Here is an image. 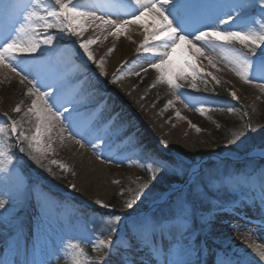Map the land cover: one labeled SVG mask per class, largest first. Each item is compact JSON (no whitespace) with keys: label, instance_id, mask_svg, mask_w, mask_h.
I'll use <instances>...</instances> for the list:
<instances>
[{"label":"rangeland","instance_id":"374dc122","mask_svg":"<svg viewBox=\"0 0 264 264\" xmlns=\"http://www.w3.org/2000/svg\"><path fill=\"white\" fill-rule=\"evenodd\" d=\"M188 2L197 5L223 3L224 0H188ZM195 11V8L190 9L191 13ZM50 34L57 36L53 47L47 49L43 56L37 53L34 60L27 62V67L25 65L20 67L39 82L41 90L45 85H54L63 88L66 97L74 99V105L70 107L74 106L76 111L72 112L71 119L76 129L83 134L84 140L90 142L85 143L84 147L110 172H120V176L110 182L102 180L105 185L109 183L118 186L119 191L108 203H105L110 206L109 209L89 205L76 195L61 196L55 192V189L48 191L43 187L46 179L41 174H39L41 179L37 177L38 180L31 183L29 170L19 155L25 156L33 170L37 171V166L40 169L42 167L50 169L52 173H61L64 184L57 186L60 190L65 189L67 185L68 192L71 191L75 174L70 173L67 166L65 171L52 163L55 160L64 164L55 151L54 154L49 153L42 158L40 165L34 163L36 164L34 167L33 161L24 153H19L15 144H11L12 152L15 154L14 166L22 172L25 190L18 201L13 204L6 203V211L0 210V264H62L66 260L63 251L66 242L69 240L76 242L90 236L98 237L101 233L107 235L109 226L106 222L114 216L120 217L121 222L111 225L115 230L112 239L115 241L124 230L123 238L117 239V242L127 243L129 232L126 226H130L138 216L125 220L122 212L142 207L151 208L167 194H174L172 200L167 201L163 206L168 207L167 216L170 217L177 211V205L181 201H185L189 208L191 202H194L195 221L189 225L192 235L187 246L179 236L176 237L179 244L170 236H166L163 244H160L157 237L161 252L152 255V264H169L172 260L188 258L193 264L197 262L214 264L216 256L223 255L224 252L230 256H248L253 264H264L252 247H249V245L260 246L263 250L260 241H264V212L261 211L260 199L264 185V166L254 172L252 168L235 171L232 167L225 166V162L212 165L213 162L210 160L201 171L205 174L196 177L185 190L181 191L187 180L191 178L194 166L174 157L162 156L157 145L150 143L152 131L135 109L125 101L122 92L115 89L116 83H111L113 76L108 75L112 67L105 65L120 54L122 66L115 76H121L126 83L133 82L135 89L143 91L141 95L144 100L143 105H150L156 110L158 118L166 122L169 132L175 134L179 127H195L206 136V140L211 143L218 156L234 161H244L246 158H250V161L264 159L262 158L264 148L254 145L251 153L243 154L240 148L228 146L223 132L228 124L241 127L250 124L251 128L254 124H259L264 132V90L256 83L246 84L241 81L218 58L214 61L216 68L211 67V69L220 83L217 84L215 81L214 84H210L206 80V85L202 82V78L205 79L203 76H198L193 81L192 70L184 63L177 64L171 59L173 70L183 75V79L176 80V83L183 85L177 92L167 84L157 82L159 74L149 67L155 58L151 53L141 50L137 40L128 38L126 34L119 38L110 36L107 32L101 35L100 30L94 27L88 28L80 40L55 30H50ZM105 36L107 39L104 38ZM95 37L99 39L91 46V50L94 55L105 52L101 59L104 61L107 75H100V70L95 64L86 60L78 47L81 40ZM233 47L243 50L239 44ZM110 49L112 51L109 53ZM188 51L186 45L177 49L180 57L184 59ZM198 58L207 62L203 57ZM145 68L148 70L144 71ZM22 79L23 72L21 75L13 73L12 79L4 81L0 87L3 104H9L14 108L18 103L23 102L24 110L30 106L33 97H28L25 93L32 84L28 79H23L22 83ZM192 82L196 83L199 91L189 86ZM233 91L238 97L237 100H233L229 95ZM202 105L225 110L205 111L202 115L196 110ZM227 109L233 111L229 112ZM68 115L65 113V117ZM22 116L23 112L16 113L15 119L20 120ZM6 121V118L0 117V126H4ZM24 125L25 130L32 128L34 131L33 124L24 123ZM63 126L68 128L67 119ZM89 128L92 129L90 134L86 131ZM97 137L107 143L101 146ZM12 139L14 140L15 137ZM161 142L164 141L161 140L159 143L163 146ZM93 144L96 145L95 149ZM167 149H169L168 145ZM157 158L163 160L169 170L177 172L180 178L170 180L168 188L161 190V195L157 199H152L149 191L145 189L146 198L141 197L136 201L137 203L145 201V203L135 209L116 205L113 201L116 196L132 199L137 190L145 185V179L140 172V169L145 167H141V163L144 162L146 166L149 161ZM31 174L35 177L33 173ZM204 206L207 211L203 210ZM201 217L206 218L209 223L204 224ZM197 238H199L198 242ZM131 243L136 244L139 241L132 240ZM83 247L89 257L98 255L92 251L90 244L85 243ZM188 247L193 250L190 256L186 254ZM142 249V244L139 248L133 247L131 255L135 258L136 264H149V252ZM121 251L128 250L122 246Z\"/></svg>","mask_w":264,"mask_h":264},{"label":"snow or ice","instance_id":"6c2138e0","mask_svg":"<svg viewBox=\"0 0 264 264\" xmlns=\"http://www.w3.org/2000/svg\"><path fill=\"white\" fill-rule=\"evenodd\" d=\"M193 8L196 9L195 13L190 12ZM149 16L152 17L151 27L144 22L145 17ZM223 25L229 27L224 28ZM92 27L99 29L101 35L107 32L117 38L142 29L144 38L140 49L151 53L155 58L149 67L159 74L158 83L167 84L174 91L178 92L183 87L176 83V80L183 79V75L173 70L171 57L185 45L192 55L207 60L208 66L216 68L214 61L218 58L241 81L246 84L256 83L264 90V0H224L223 3L197 5L190 4L188 0H0V70L6 69L16 75L23 72V79H28L32 84L25 95L33 97L26 110L23 102L12 109L15 113L23 112L20 120L9 117L5 125L0 126V210L6 211V203L18 201L25 190L22 172L14 166L15 154L11 144L16 145L19 153H24L40 165L42 158L49 153L54 154L53 145L57 139L63 144L66 132L67 139L73 140L81 148L85 143H90L84 140L83 134L72 122L71 114L76 109L70 105H74V99L66 97L64 89L54 85H45L41 90L39 82L20 66L27 67V62L34 60L37 53L43 56L47 49L53 47L57 36L50 34V30L67 33L80 40L83 33ZM104 38L107 39V36ZM98 39L99 37L81 40L78 47L86 60L100 70V75H107L103 59L97 62L91 50ZM235 44L242 46L243 50L233 47ZM111 51L110 49L109 53ZM186 66L192 70L195 81L200 76L201 69L191 63ZM204 77H211L217 84L220 83L211 72H205ZM121 78L114 76L111 83L115 84ZM202 82L207 84L206 79L202 78ZM189 86L196 91L200 90L195 82ZM207 90L205 87V91ZM229 95L233 100L238 99L234 91ZM196 110L203 115L205 111L225 109L202 105ZM65 113L69 115L65 117ZM66 119L68 128L63 126ZM24 123L33 124L34 131L32 128L25 130ZM251 130V125L246 124L228 143L236 144L246 131ZM86 131L90 134L92 129ZM97 140L101 146L107 143L100 137ZM161 143L167 148L166 143ZM92 146L95 149L96 145ZM52 163L67 171L63 163L55 160ZM141 167H145L151 180H156L158 173L167 171L166 163L159 158L149 161L146 166L142 162ZM71 187L75 189L76 186ZM146 187L147 185H142L132 199L124 201L123 207L133 209L136 201L141 197L146 198ZM260 203L261 211L264 212V185ZM95 204L101 209L110 208L100 200H96ZM201 220L204 224L209 223L204 217ZM194 221L195 203L191 202L189 208L185 201H181L177 205V211L170 217L138 216L130 226H126L129 242L118 243L112 239L115 230L111 225L119 224L121 218L114 216L106 222L109 226L107 235L101 233L98 237L90 236L76 242L69 240L63 245L64 256L67 264H136L131 249L139 248L142 244V250L149 252V264H152V255L161 252L157 237L160 244H163L166 236L172 237L179 244L176 240L179 236L187 246L192 235L189 225ZM132 240H138L139 243L133 244ZM198 240L199 238L197 242ZM85 243L91 245L92 251L98 254L96 257L88 256L83 247ZM122 246L128 251H121ZM249 247L257 253L260 261H264V250L254 245ZM192 251L188 247L186 254L190 256ZM169 264H193V261L190 258L178 259ZM214 264H253V261L248 256L236 257L224 252L223 255L216 256Z\"/></svg>","mask_w":264,"mask_h":264},{"label":"bare ground","instance_id":"6f19581e","mask_svg":"<svg viewBox=\"0 0 264 264\" xmlns=\"http://www.w3.org/2000/svg\"><path fill=\"white\" fill-rule=\"evenodd\" d=\"M144 22L147 23L149 27H151L152 17H145ZM222 27L228 28L229 25H223ZM126 35L128 38L136 39L139 45L143 42L144 37L142 29L130 31L129 33H126ZM104 54L105 52L94 55L97 62L101 60ZM171 59H174L177 64H193L194 67L201 69L200 76L204 77L205 72H211L213 74L211 67L208 66V62L200 60L197 56L192 55L190 51H188L186 59L180 57L177 51L172 55ZM105 66L112 67V70L109 71L108 75L114 77L122 66L120 54L115 56ZM12 78L13 73L6 69L0 70V87L6 79ZM204 78L210 84H214L215 82L211 77ZM115 89L122 92V97L125 99V101H127L131 107L135 109L136 113L150 128L152 133L149 141L150 143L157 145L162 156L174 157L177 160L191 163L194 166V171L191 175V178L184 184V188H187L200 174L201 168L206 162L218 159L216 150L213 148L211 143L206 140V136L200 131H197V128L179 127L177 133L174 134L169 132L168 126L165 124L166 122L164 119L158 118L156 110L152 109L150 105H143L144 100L141 97L143 91L135 89L133 82L126 83L124 79H120L115 84ZM12 109L13 108L11 105L2 103L0 95V117L6 118L7 120L9 117L15 119L16 113L13 112ZM5 113H7V116H5ZM144 113L146 115H144ZM67 135L68 134L65 133V140L63 144H61L57 139L56 143L53 145V148L56 155L59 156L60 160L64 162L65 166L69 168V172L75 174L74 185L76 187L75 189H71V195L80 197L89 205L94 207H97L95 204L96 200L108 203L112 196L119 191V187L113 186L109 183H106L105 185L102 183V180L105 179L110 182L112 179L119 177L120 172H110L108 168L101 164L98 158L93 157L88 152L86 147L81 148L73 140L67 139ZM161 140L167 143L169 149L164 148L159 144ZM62 153H64V155H61ZM262 155L264 156V153H262ZM170 196V194L165 195L158 201V203L154 204L151 209H153L159 203L168 201ZM151 209L142 207L133 210L132 212H128L127 218L146 215ZM123 213L125 214L126 212ZM123 236L124 230H122L118 237L115 238V241H117V239H122ZM260 244L264 250V241L261 240ZM258 247L260 248V246ZM262 262L264 263V261ZM62 264H67V261L64 260Z\"/></svg>","mask_w":264,"mask_h":264},{"label":"trees","instance_id":"16d2710c","mask_svg":"<svg viewBox=\"0 0 264 264\" xmlns=\"http://www.w3.org/2000/svg\"><path fill=\"white\" fill-rule=\"evenodd\" d=\"M23 126H25V125H23ZM243 128L244 127H241L238 125L234 126L233 124H228L227 126L224 127L223 132H224L228 146H230L231 148H235V147L240 148L242 150L241 152L243 154L250 153L253 150L254 145L258 148H264V145H263L264 132L260 128L259 124H257V125L254 124L251 128L252 130L249 131V133H248V131H246L245 135L236 144H229L228 141L230 139H232L235 134L239 133L241 131V129H243ZM34 165L36 166V164H34ZM212 165H217V163L213 162ZM224 165L227 167H232L233 169H235V171H238V169L248 170V169L252 168V171L254 172V171L260 169V167L264 166V161H249V162H246L244 164H235V163H231V162H226ZM36 168H37L38 172L44 176V178L46 179V181L49 185L56 187V189H57V186L64 184V183H62L61 173H59V174H56L55 172L52 173L51 171H48L47 168H43V167L40 169V167L36 166ZM140 172L143 174V177L145 179V185H147L146 189L149 191L152 199H157L160 197L161 190H166L168 188L170 180L175 179V178H177V179L180 178L177 175V172H175L173 170H169L168 168H167L166 172L158 173L156 180H151L149 173L145 169H140ZM203 174H205V173H203ZM28 175L31 178V182H34L35 178L30 173H28ZM67 189H68V187L66 185L65 189H62V190L67 191ZM126 200L127 199L124 197L120 198L119 196H116L113 201L116 205L123 207L124 201H126ZM144 203H145V201H143L141 203L136 202L134 204L133 209L139 207L140 205H143ZM167 208L161 207L156 213L153 214V216H155L157 218H163V217L167 216L166 215ZM203 210L207 211L208 209L204 206ZM89 254L91 255V252H89Z\"/></svg>","mask_w":264,"mask_h":264},{"label":"water","instance_id":"95a60500","mask_svg":"<svg viewBox=\"0 0 264 264\" xmlns=\"http://www.w3.org/2000/svg\"><path fill=\"white\" fill-rule=\"evenodd\" d=\"M127 215V214H126Z\"/></svg>","mask_w":264,"mask_h":264}]
</instances>
